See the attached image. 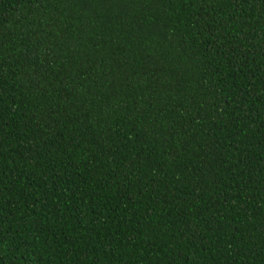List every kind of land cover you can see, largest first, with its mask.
<instances>
[{
    "label": "trees",
    "instance_id": "obj_1",
    "mask_svg": "<svg viewBox=\"0 0 264 264\" xmlns=\"http://www.w3.org/2000/svg\"><path fill=\"white\" fill-rule=\"evenodd\" d=\"M0 264H264V0H0Z\"/></svg>",
    "mask_w": 264,
    "mask_h": 264
}]
</instances>
